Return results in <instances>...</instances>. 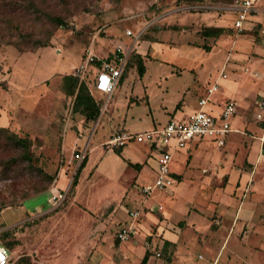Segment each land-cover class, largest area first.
I'll use <instances>...</instances> for the list:
<instances>
[{
  "label": "rangeland",
  "instance_id": "1",
  "mask_svg": "<svg viewBox=\"0 0 264 264\" xmlns=\"http://www.w3.org/2000/svg\"><path fill=\"white\" fill-rule=\"evenodd\" d=\"M80 1L75 0L77 8L69 19V27L56 29L50 45L20 51L11 44L0 43V125L24 136L25 145L34 152L33 163L55 175L46 191L23 201L13 199L15 203L5 207L0 203V227L12 228L18 239L9 249V264L22 254L31 259H59L60 264H94L98 256L111 252L113 233L122 220L120 210L125 205L128 209L142 208L144 202L149 207L146 215L151 216L152 227L158 217L151 210L158 205L163 214H168V224L182 219L187 205L193 204L206 214L210 210L202 207L197 185L186 178L182 182L173 179L164 191L153 190L148 196L139 193L155 178L156 155L149 151L146 142H128L118 151L102 142L107 140L115 122H123L129 131H143L161 128L170 118L187 115L203 94V83L217 78L225 57L235 56V50L247 46L233 43L237 35L256 38L257 31L235 29L233 12L216 9V4H199L194 7L198 10L189 11L175 8L173 0H85L88 11H82ZM258 1L257 12L263 13L264 0ZM171 25L178 28L172 30ZM210 25L223 26L226 32L217 38L202 39L199 29ZM127 30L144 32L142 35L151 41L136 45ZM202 44L208 45L209 51L194 46ZM134 45L144 54L147 52L143 76L138 77L131 69L109 96L93 91L94 60L118 52L127 59ZM247 54L249 58L253 55L249 51ZM89 55L94 60L80 68ZM232 63V59L226 63L227 73ZM70 74L82 79L94 96L104 95L99 116L87 125L78 114L70 112L72 96L62 79ZM232 78L230 72L229 77L218 79L223 91ZM260 83L264 87V77ZM130 97L133 100L128 105ZM234 121L238 122L237 116ZM115 125L113 133L120 130ZM79 148L87 151L83 166L77 170L80 162L73 153ZM185 155L184 149L176 151L170 168L183 172ZM134 164H140L142 171ZM203 164L204 158L196 168L189 165L184 175L188 176V171L199 173ZM6 183L9 182L0 181V201L10 193ZM53 191L65 192L58 205L49 200ZM253 196V201H243L256 203L260 215L242 230L239 224L233 228L221 248L227 225L210 227L212 219L207 224L197 223L191 214L187 222H194L202 232L201 243L193 229L183 233L192 259H197L198 254L202 259H212L220 249L218 264H264V197ZM97 225H104V231L93 229ZM153 241V235L146 238L144 247L151 250ZM142 251L138 248L137 255ZM153 252L151 255H156Z\"/></svg>",
  "mask_w": 264,
  "mask_h": 264
},
{
  "label": "crops",
  "instance_id": "2",
  "mask_svg": "<svg viewBox=\"0 0 264 264\" xmlns=\"http://www.w3.org/2000/svg\"><path fill=\"white\" fill-rule=\"evenodd\" d=\"M258 2L259 1L256 0V6L257 4L259 5ZM242 29L257 31V33H254L256 38L248 37L246 34L237 35L233 43L239 42L247 44V46H244L239 51L235 50L237 53L235 56L227 55L225 57L226 59L221 65L217 78L213 81L218 83V79L222 80L221 77H219V73L223 69L226 74L223 79L229 77L230 72L233 74V78L230 80L231 84L225 87L223 91V87L219 83L218 89L207 97V103L205 105V109L208 113L218 117L223 109L225 101L232 100L235 102V113L229 119V131L225 134L223 143L219 145L213 138L209 137L199 139L193 138L181 148L186 151L185 169L188 168L189 165L191 168H196L195 165L199 164L201 159H205L206 164H203L204 166L200 168L199 173L188 171V176H185V169L183 172H178L170 168L175 152L181 149L173 152L172 158L168 164L172 180L175 179L182 182L186 178L196 184L197 195L198 198H201L202 207H208L210 210H208L206 214L205 211L201 210L199 207L197 208L193 204L192 206L187 205L188 210L184 217L172 224H168L166 222L168 214H163L162 206L158 205L156 209L151 210L158 217V223L154 224L155 226L152 227L153 221L151 216L146 215L149 207L145 206L144 202L142 208L133 207L128 209V206L126 207L125 205L120 210L123 213L121 214L122 220L118 222L113 233L111 252L98 256L94 264H142L143 256L146 253L148 256L143 264H218L219 259H217V256L220 249L212 259H202L199 254L196 256L197 259H192L193 253L186 247V240L183 233L189 230V228L193 229L197 241L201 243L200 237L202 238V232L199 230L200 227L194 222H190V224L187 222L191 214L196 217L197 223L207 224L208 219H212L210 227H212V225H227V232L220 248L223 246L226 237L233 228L239 224L242 230L244 225L252 223L254 218L260 215L256 203H245L243 199L250 198L252 199L250 201H253V194H255V196L260 195V197H264V187L262 186L264 185V121L255 117L257 113H262L264 111V87H262L263 83H260L264 77V12L261 13L256 11L248 14L243 21ZM248 51L250 54H253L250 58L247 54ZM229 59H232L233 63L231 65V71L227 73L226 63ZM213 82L207 79L205 84L203 83L205 88L203 94L198 97L197 101L201 98H205L206 88ZM132 100L133 98L130 97L128 105H130ZM197 107L196 102V106L192 111L197 109ZM185 116L186 115L182 117ZM235 116L238 117V122L234 121L236 125L233 126V119ZM248 116L250 117L248 118ZM114 124L120 129L119 131H129L124 128L123 122H115L109 128L107 140L102 143L108 144L107 141L113 133L111 130L114 129ZM109 147L113 148L116 146L110 145ZM147 147L149 151L152 152V146L149 143H147ZM80 149L81 148L77 149V151ZM142 168L143 167L139 164L137 170L140 172ZM227 185H230V187L226 188ZM132 186L133 184L131 188ZM57 191H53L51 194H55ZM138 192L141 193L140 189ZM237 192L240 197L236 195ZM235 199H237L238 202H235ZM257 200L260 201L258 198ZM130 211L138 212V218L135 222L136 233L134 237L126 241H118L115 237V233L121 225L129 223ZM37 215H42V212L35 216ZM96 227L93 229L99 230V232L105 229L104 225L102 227L97 225ZM152 235L155 241L151 242L152 247L150 250L144 247L143 241L146 238L149 239ZM138 248L143 249V254L140 255L139 253L140 256L136 253ZM153 251L159 254L158 258L156 255H151ZM155 258H157L158 261H156ZM32 261L35 264L61 263L59 259H32ZM73 264H77V262Z\"/></svg>",
  "mask_w": 264,
  "mask_h": 264
},
{
  "label": "trees",
  "instance_id": "3",
  "mask_svg": "<svg viewBox=\"0 0 264 264\" xmlns=\"http://www.w3.org/2000/svg\"><path fill=\"white\" fill-rule=\"evenodd\" d=\"M175 8L187 10H198L195 5L209 3L227 6L233 0H173ZM82 11H88L85 0L79 2ZM75 0H0V43L11 44L20 51L34 50L36 48L50 45V38L58 28H67L70 24V17L76 12ZM178 27L171 25L170 29ZM226 28L223 26H204L199 29L198 34L202 39L217 38L224 34ZM144 32H140L136 39V45L142 41H148ZM151 41V40H149ZM148 41V42H149ZM134 45L126 59L119 81H122L124 74L134 69L138 77H142L146 71L144 54ZM209 51L206 44L194 45ZM113 56L105 57L110 60ZM94 75L101 67V59H96L91 64ZM63 82L67 92L72 96L70 101V112L78 114L84 123L93 122L97 119L103 104L104 95L96 97L92 90L99 92L94 82L92 90L87 84L79 79L77 75L70 74L63 76ZM118 81V83H119ZM25 137L10 129L8 126L0 125V181H8L6 199H1V207L12 205L13 199L22 201L30 196L47 190L53 183L55 175L46 172L41 166L33 163L34 152L25 145ZM121 146L113 147L118 151ZM86 155L80 161L77 170L83 166ZM139 164H134L137 168ZM21 201V202H22ZM2 227L4 225H1ZM0 227V245L8 251L13 248L18 239L13 236V229ZM148 254L143 256L142 264ZM13 264H35L27 254L20 255Z\"/></svg>",
  "mask_w": 264,
  "mask_h": 264
},
{
  "label": "built area",
  "instance_id": "4",
  "mask_svg": "<svg viewBox=\"0 0 264 264\" xmlns=\"http://www.w3.org/2000/svg\"><path fill=\"white\" fill-rule=\"evenodd\" d=\"M256 0H233L230 5H217L214 8L227 9L233 12V27L237 30L242 29L243 21L247 15L258 11L255 5ZM191 7H199L197 5ZM127 35L133 36L136 41L138 33L130 30L126 31ZM94 60L89 55L85 59L83 68L86 63ZM126 62V55L118 52L112 59H101V67L95 72L94 86L99 92L109 96L117 85L121 76L123 67ZM226 74L223 69L219 77L224 78ZM218 89V83L215 81L206 88L205 98L197 101V109L179 119L170 118L161 128H152L141 132L119 131L113 133L107 143L112 146H123L128 142H147L152 146V152L156 155V174L152 183L141 187L140 192L143 195L150 194L153 190H164L172 183V177L169 173V161L175 150L181 149L193 138H213L217 144L223 143L225 134L229 131V119L235 113V102L227 100L224 102L223 109L218 117L212 116L205 110L207 97ZM264 108V107H263ZM255 117L264 121V111L257 113ZM86 154V149H80L73 154V158L80 162ZM65 192H57L49 197L50 202L54 205L61 203ZM129 223L121 225L115 233L118 241H126L134 237L136 233L135 222L138 218L137 211L129 212ZM158 255V253H156ZM0 264H9V251L0 245Z\"/></svg>",
  "mask_w": 264,
  "mask_h": 264
}]
</instances>
